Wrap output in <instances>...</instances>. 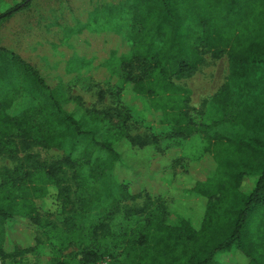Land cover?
Here are the masks:
<instances>
[{"label": "rangeland", "instance_id": "1", "mask_svg": "<svg viewBox=\"0 0 264 264\" xmlns=\"http://www.w3.org/2000/svg\"><path fill=\"white\" fill-rule=\"evenodd\" d=\"M15 1L20 3L22 0ZM82 1L83 5L91 7L83 13L80 9L75 15L76 18L83 16L86 28L82 32L86 35L78 39L76 34L70 36L72 33H69L68 36L64 31L58 36L60 44L57 58L54 59L56 68L51 73L45 66L39 68L46 74L43 77L44 85H41L30 72L16 67L10 55H0L2 89L0 101H5L8 97L5 102H9L11 115L19 117L24 124L28 121L32 126H38L44 122L45 112L50 109V106H46L45 99L53 98L55 95L61 101L63 113L73 115L83 130L92 131L74 148L69 142L63 149L47 148L39 144L26 148L19 136L5 143V147L0 151V175L17 171L23 176L33 171L37 165L65 163L68 155L71 156V162L75 167L68 168L63 165V170L58 173L60 184L50 188L45 197L35 200L40 216L39 225L30 226L27 221H20L10 230V237L15 242L22 247L29 245L34 250L14 258L5 259L0 256V264H79L81 259L79 254L82 250L94 246L99 249L100 254L105 255L104 258L110 260V264H131V257L124 252V247L119 242L122 236L119 235L138 229L139 226L144 227L143 222L153 216L155 213L153 209L157 205L165 207L170 222L176 223L183 218L199 229L209 200L194 195L192 189L196 183H190L187 173L193 171L195 167H201L202 173L197 172V178L203 175L213 176L221 171V169L217 171V162L222 159V155L219 157L215 155L217 154L214 153L215 147L211 150L207 148V137L220 133L216 131L217 126L213 129L204 128L202 122L205 107L228 83L230 72L228 57L233 69L244 66L250 71L258 70L264 60V0H231V3L225 0L223 4H218V0H214L212 4L178 0L180 12L185 9V15L191 10L193 13L191 19L186 17V20L182 21L179 44L176 48L173 42V45L170 43L168 55L173 54L170 60L173 64L176 61L179 63L181 57H188L191 63L202 62L194 77L173 80L178 87L193 91L189 92L188 106L191 105L194 111L199 112H196L195 119L198 120L200 127L188 140H170L162 136L165 127L161 124V115L151 109L147 97L135 91L134 84L127 83L129 74L133 76L140 74L139 66L134 65L130 69L127 68L126 62H123L115 71L110 67H96L103 60L109 65L113 61V52L116 49L123 57L130 55L131 42L128 40L130 20L135 17L138 22L140 19L131 13L140 0H122L124 13L120 14L118 9L117 15H122V20L120 22L117 19V24L109 13L111 10L109 6L120 0ZM10 5V0H0V14L9 9ZM97 6L100 13L98 19H95L93 14L97 13L94 11ZM103 6L107 7L104 9ZM89 14L92 17L87 19L86 16ZM155 17L153 14L150 22L148 21L152 35L159 29L153 28ZM175 23L174 20L168 19L158 27L167 32V36L172 37ZM95 24L102 26L100 35L107 33L105 42L95 44L92 36L84 37ZM78 26V23L72 24L74 32ZM201 27L205 31L203 35ZM112 28H116L123 44L111 41L108 35L111 34ZM161 29L158 33H161ZM216 32H219V42L216 44L219 47L221 44L225 45L224 55L220 58H216L205 46L215 44ZM91 44L95 46V52L90 50ZM80 45L85 47L82 52H77ZM25 47L29 49L27 53L30 56L25 62L35 69L41 62L35 59L34 45L25 44ZM175 48L177 58L173 57ZM78 53L83 55L85 60L78 59ZM96 57L94 66H90ZM48 87L61 88L62 91L51 92ZM261 130L264 131V128L259 127L257 131L259 136L264 138V132ZM126 134L142 139L151 138L153 135L160 137L157 146L140 149L124 142L118 147L126 153L123 155L125 163L115 170L116 178L119 182L126 180L138 187L141 186L151 197L127 199L125 192L114 180L109 182L106 176L102 177V174L105 175L109 160L106 152L95 144L88 145L87 142L91 138L101 144L106 141H117ZM227 134L233 135L232 132ZM30 141V144L34 142ZM179 149H185L186 156H180ZM241 169L243 170L244 166H241ZM226 171L228 170L223 169L221 176L229 174ZM89 174L93 175L90 185L83 180ZM256 180L257 177L247 178L240 189L241 192L249 193ZM65 190L67 203L63 197ZM73 208L77 209L76 214L73 213ZM143 208H147L146 213H139ZM73 216L76 228L74 231H67L68 221ZM101 223L106 227L98 231L95 239L90 235L91 230ZM220 264L242 263L239 257L234 259L225 256L221 258Z\"/></svg>", "mask_w": 264, "mask_h": 264}, {"label": "trees", "instance_id": "2", "mask_svg": "<svg viewBox=\"0 0 264 264\" xmlns=\"http://www.w3.org/2000/svg\"><path fill=\"white\" fill-rule=\"evenodd\" d=\"M10 1V8L0 14V21L28 7L31 0H22L20 3ZM228 1L231 3V0ZM192 2L212 4L214 0H191L190 3ZM223 3L225 0H218V4ZM180 11L178 0H140L136 3L131 14H136L140 19L138 22L135 17L130 20V55L122 58V63L126 62L127 68L131 69L134 65L141 68L139 75L129 74L127 83L134 84L135 91L147 97L151 109L161 115V124L165 127L162 136L170 140H187L200 127L194 112L188 107L189 91L175 85L173 80L192 78L202 62L191 63L188 57H181L179 63L176 61L173 64L170 63L173 54L168 55L170 43L173 42L176 48L179 44L182 21L186 17L191 19L193 13L191 10L185 15V9ZM153 14L156 15L153 28H159L154 35L151 34L149 25ZM168 19L176 22L172 37L158 27ZM201 28L203 35L205 31ZM160 29L161 33H158ZM218 36L219 32H216L215 44L205 45L216 58L224 55L225 47L216 44L219 42ZM176 48L174 58L178 57ZM226 49L229 52V46ZM0 53L10 55L16 67L30 72L44 85L39 73L18 55L2 48ZM228 59V83L211 101L212 108L220 109L223 116L212 126L203 124L206 129H213L217 124L227 127L220 134L206 139L207 148L211 150L215 147V155H222V159L217 162V171H221L204 182L196 183L192 189L194 195L209 200L201 226L197 229L183 218L172 223L165 207L157 205L153 209V216L143 222L144 227L139 226L138 229L119 235L122 236L119 242L124 247V252L131 257V264H220L221 258L225 256L234 259L239 257L242 264H264V138L257 131L259 127L264 128V60L258 70L250 71L244 66L233 69L231 60L229 57ZM48 89L51 92L62 91L61 88ZM1 91L0 86V94ZM5 101H0V151L6 142L17 136L26 148L39 144L47 148L63 149L68 142L74 148L92 133L83 130L73 115L63 113L61 101L55 95L45 99L46 106H50V109L45 112L44 122L38 126H32L28 121L24 124L19 117L11 115L9 102ZM231 132L232 136L227 134ZM159 139L157 135L142 139L126 134L117 141L101 144L91 138L87 142L88 145L100 147L108 155L105 175L102 174V177L106 176L109 182L114 180L125 192L127 199L136 200L151 196L135 183L118 181L115 170L125 163L126 153L118 147L127 142L131 147L144 149L157 146ZM30 140L34 142L30 144ZM70 157H66L65 163L37 165L33 171L23 176L17 171L0 175L1 257L14 258L34 250L29 245L22 247L15 242L10 237V230L20 221H27L30 226L39 225L40 216L35 200L45 197L50 188L60 184L58 173L63 170V165L75 167ZM241 166H244L243 170ZM223 169H227L229 174L221 176ZM92 176L89 174L83 178L86 184H91L89 182ZM249 177H257V180L252 190L244 194L240 189ZM104 189L108 194L107 189ZM63 197L67 203L66 190ZM146 211L147 208H143L139 213ZM73 213H77L76 208H73ZM102 227L106 225L101 223L91 230L90 235L96 239ZM74 228L76 223L73 216L68 221L67 231H74ZM79 255V264H98L106 259L95 246L91 249L84 248Z\"/></svg>", "mask_w": 264, "mask_h": 264}, {"label": "crops", "instance_id": "3", "mask_svg": "<svg viewBox=\"0 0 264 264\" xmlns=\"http://www.w3.org/2000/svg\"><path fill=\"white\" fill-rule=\"evenodd\" d=\"M88 7L90 8L91 5H87V4L83 5L82 0H31L28 7L21 9L19 12L10 16L9 18L0 21V48L18 55L22 60L25 61L30 58V56L27 53L29 49L25 47V44H29V46L33 44L35 48L34 49L35 59L41 62V65L40 64L36 65L35 70L38 73H40L39 74L40 76L43 75L42 76L43 78L44 75L46 74L45 73L43 74L42 71L39 70V68L41 69V67L45 66L49 70V73H51L52 70L56 68L54 59L57 58V53L59 49L58 47L60 44V39L58 36L64 31L68 33V36L69 33H72L70 36L76 34V37L78 39L82 38L83 35H86L82 32L83 29L86 28V26L84 25L83 16H79L78 18H76L77 15H75V12L82 9V13H83L85 11H88L87 10ZM92 7H94L93 4ZM106 7L107 6H103L104 9ZM109 8H111V10H109L110 11L109 13L114 23L117 24V19L118 21L120 20L121 22L123 15L122 13L123 1L120 0L118 3L110 5ZM118 9H120V14L122 13V15L120 16L117 15ZM94 11H96L97 13L93 14V18L98 19L100 13L98 10V6L95 7ZM91 17L92 16L90 14L86 16L87 19L88 18L90 19ZM75 18L76 20H74ZM75 23H78L79 26L77 28V31L74 32L73 31L74 29H72V24ZM101 27L102 26H100L99 24L92 25L90 27L91 31H89L87 36L84 37L88 38L92 36L95 44H99L101 41L105 42L104 40L106 38L107 33L104 32L105 34L100 35L99 31ZM112 29L113 30L110 31L111 34L108 35L109 38H111V41L115 43L118 41L119 42V43L117 42L118 44H123V40L119 38V34L117 33L116 28H112ZM69 30L72 31L69 32ZM128 40H129V36H128ZM65 41L66 40H63V42ZM92 44L90 45V50H92V52H95L94 50L95 46ZM88 45L89 43H87V46ZM84 47H85L84 45L83 46L80 45L77 52H82ZM113 53H114V58H112L113 61H111L109 65L107 61L103 60V62L96 65V67H104V68L110 67L113 71H115V68L119 69L122 63L123 54L117 52V49ZM118 53L120 55H118ZM77 57L78 59L85 60L84 56L79 53ZM96 59L97 57L93 58V62L92 64H90V66H94L93 64ZM197 72L195 73V75L197 74ZM49 75L51 76L52 74H47V76ZM229 76H230V72H229ZM179 87L183 88L181 86ZM183 89L189 91L190 93L193 92L192 90L186 88ZM50 90H57V88L55 89L50 87ZM220 90L210 99V101L206 105L203 115L204 121L202 120L203 121L202 124L212 126L214 125L215 121L218 120V118L220 119V117L223 116L220 109L212 108L211 106L212 99L220 92ZM188 107L192 110V112H194L196 118L197 117L196 112L197 113L199 112L197 110L194 111L191 105ZM195 120L198 121L197 119ZM218 125L219 124H217V128H216V131H218V133L223 132L227 128ZM206 152H207V148H206ZM178 153L180 156H182L185 155L186 151L185 149H179ZM201 161H203V159ZM197 172L202 173L201 167H195L193 168V171L187 173L190 183L204 182L206 181V179L210 177L203 175L202 177L197 178L198 177Z\"/></svg>", "mask_w": 264, "mask_h": 264}, {"label": "built area", "instance_id": "4", "mask_svg": "<svg viewBox=\"0 0 264 264\" xmlns=\"http://www.w3.org/2000/svg\"><path fill=\"white\" fill-rule=\"evenodd\" d=\"M98 264H110V260L109 259H105V260L99 262Z\"/></svg>", "mask_w": 264, "mask_h": 264}]
</instances>
